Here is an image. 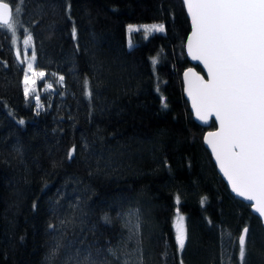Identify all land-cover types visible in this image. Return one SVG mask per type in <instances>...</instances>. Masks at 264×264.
<instances>
[{
  "label": "trees",
  "instance_id": "obj_1",
  "mask_svg": "<svg viewBox=\"0 0 264 264\" xmlns=\"http://www.w3.org/2000/svg\"><path fill=\"white\" fill-rule=\"evenodd\" d=\"M16 19L35 67L58 87L39 107L25 96L23 65L0 27V264H46L57 241L56 264L89 254L96 264H239L246 225L245 264H264L260 219L203 145L215 124H197L183 96L190 27L181 0H25ZM139 23L165 30L129 31Z\"/></svg>",
  "mask_w": 264,
  "mask_h": 264
},
{
  "label": "snow or ice",
  "instance_id": "obj_2",
  "mask_svg": "<svg viewBox=\"0 0 264 264\" xmlns=\"http://www.w3.org/2000/svg\"><path fill=\"white\" fill-rule=\"evenodd\" d=\"M182 2L191 19L188 54L193 60L203 63L208 76L205 80L191 68L184 73L192 108L199 120L207 122L214 116L218 121V130L209 132L205 141L230 182L232 191L244 200L254 202L249 207L254 209L258 218H264V0ZM24 3L25 0H16L13 7L12 0H0V27L3 30L15 34L16 18L22 15ZM139 30L129 26L130 32ZM143 30L149 33L163 32L165 29L162 24H154L143 26ZM72 35L75 38V26ZM31 39L29 35L25 44H29ZM35 60L33 52L27 64L28 71L35 77L43 78L44 72L34 71ZM32 84H35V80ZM24 85L26 97L35 92L34 87H29L27 73ZM88 95L91 96V92ZM37 104L39 106L38 96ZM75 152L76 146L73 145L66 152V157L73 159ZM103 220L105 223L111 222L107 215ZM48 227L55 229L52 224ZM249 232L246 225L237 238L239 264H245ZM228 235L231 237L230 233ZM175 240L178 252H183L187 234L183 217L179 215ZM63 247L57 241L48 254L46 264H56ZM107 251L116 256L115 249L109 248ZM63 264H96V261L91 254L83 259L68 255ZM180 264H183L182 260Z\"/></svg>",
  "mask_w": 264,
  "mask_h": 264
},
{
  "label": "rangeland",
  "instance_id": "obj_3",
  "mask_svg": "<svg viewBox=\"0 0 264 264\" xmlns=\"http://www.w3.org/2000/svg\"><path fill=\"white\" fill-rule=\"evenodd\" d=\"M160 25V24H156V23H139V24H131L130 26H132L133 28H138L140 29L139 31H131L133 34L138 32L140 36H147L149 33H145L143 30V26H150V25ZM12 35V48L16 53V57L17 59L21 62V64L23 65V87L24 85V77H25V73L28 74L29 77V87H34L35 88V92H32L28 95V97L33 100V102L38 106L37 104V96L39 97V106H40V95L44 92L50 90H55L58 86L52 82V79L47 78L46 76H49L48 74L45 73L44 70L41 69H37L35 67V62H34V71L36 72H44L45 75L43 78H38L33 76V74L31 72L28 71V61L31 60V57L33 55V44H32V40L29 44H25V40L28 38V36H24L22 38H18L16 31L15 34L13 35L12 32H10ZM60 77H62L61 75H59ZM58 75L54 76V81L56 83H61L60 77ZM35 80V84H32V81ZM49 85H51V87H49ZM86 87V86H85ZM86 93H88L87 89H86ZM38 106V107H39ZM182 216L183 217V225L184 228L186 230V225H185V217L184 214L176 212L174 217H173V228H174V232L176 233V221H177V216Z\"/></svg>",
  "mask_w": 264,
  "mask_h": 264
},
{
  "label": "water",
  "instance_id": "obj_4",
  "mask_svg": "<svg viewBox=\"0 0 264 264\" xmlns=\"http://www.w3.org/2000/svg\"><path fill=\"white\" fill-rule=\"evenodd\" d=\"M181 1H182V0H181ZM182 3H183V2H182ZM183 6H184V10H185L186 16H187V18H188V21H189V27H190V30H189V32H188V34H187V36H186L185 44H184V49H185L186 57H187V59L189 60L190 65H189L187 68H185V69L182 71V73H181L183 96H184V98L186 99V101L188 102L189 109H190V112H191V114H192V118H193V120H194L197 124L201 125L202 127H209L210 124H211V122H212V121L214 122V124H215V128L207 129V130L204 132L203 136H202V142H203V145H204V147L208 150L209 154L211 155V158H212L213 163L215 164L216 170H217L218 174L220 175V177L222 178V180L226 183V185H227V187H228L230 193H231L232 195H234L235 197H237L238 199H240L241 201H243V202L247 203L248 205H250V204H252V203H254V202L246 201V200H244V198L237 196V194H236L235 192L232 191V187H231L230 182L228 181L227 177L224 176L223 172L220 170L219 165H218V163H217V161H216V159H215V155L212 153L211 147H210V146L206 143V141H205V137L207 136V134H208L209 132H214V131H217V130H218V128H219V123H218V121H216V119H215L214 116H213V117H210V118L208 119L207 122L201 121V120H199V119L196 117V115H195V110L192 108L191 98L188 96V93H187V83H186L185 78H184V73H185L188 69L191 68L194 72H196V73L199 74L200 76H203L205 80L208 79V76H207V70L204 68L203 63H201L200 61H197V60H193V59L191 58V56L188 54V50H187V39H188V37H189L190 34H191V19H190V16L188 15V13H187L186 6H185L184 4H183ZM196 65H198V66L201 68V71H199V70L196 69V67H195ZM250 209H251V212H252L254 215H256V216L258 217V214L255 213L254 209L251 208V207H250ZM259 219H260V221H261L262 227L264 228V218H259Z\"/></svg>",
  "mask_w": 264,
  "mask_h": 264
}]
</instances>
